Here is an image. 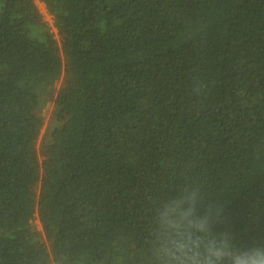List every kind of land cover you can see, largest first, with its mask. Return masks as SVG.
Instances as JSON below:
<instances>
[{
	"label": "trees",
	"instance_id": "1",
	"mask_svg": "<svg viewBox=\"0 0 264 264\" xmlns=\"http://www.w3.org/2000/svg\"><path fill=\"white\" fill-rule=\"evenodd\" d=\"M40 1L0 0V264H264V0Z\"/></svg>",
	"mask_w": 264,
	"mask_h": 264
},
{
	"label": "rangeland",
	"instance_id": "2",
	"mask_svg": "<svg viewBox=\"0 0 264 264\" xmlns=\"http://www.w3.org/2000/svg\"><path fill=\"white\" fill-rule=\"evenodd\" d=\"M35 3L39 9V11L41 12V14L43 15L45 21L47 22V24L52 28V31L54 33H56V29H54V25H53V18L48 14L44 4L40 1V0H35ZM59 86H57L58 88ZM53 103L50 102L48 103V105L44 108V111L42 112V116H44L45 118V123H46V126L49 125V123L51 122V119H52V114H53ZM45 126V127H46ZM45 127H44V130L42 132V135L45 131ZM36 222V221H35ZM37 225H39L38 223H36ZM39 229H41V227H38Z\"/></svg>",
	"mask_w": 264,
	"mask_h": 264
},
{
	"label": "clouds",
	"instance_id": "3",
	"mask_svg": "<svg viewBox=\"0 0 264 264\" xmlns=\"http://www.w3.org/2000/svg\"><path fill=\"white\" fill-rule=\"evenodd\" d=\"M44 6H45V5H44ZM36 223L39 224V225H37V227H42L38 218H37V220H36ZM38 229H39V228H38ZM41 229H42V228H41ZM41 229H39V230H41Z\"/></svg>",
	"mask_w": 264,
	"mask_h": 264
}]
</instances>
